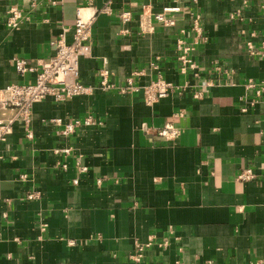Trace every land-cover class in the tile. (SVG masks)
I'll return each instance as SVG.
<instances>
[{
	"label": "crops",
	"instance_id": "0c3cea01",
	"mask_svg": "<svg viewBox=\"0 0 264 264\" xmlns=\"http://www.w3.org/2000/svg\"><path fill=\"white\" fill-rule=\"evenodd\" d=\"M14 4L29 18L13 30ZM167 6L179 8L172 24L156 18ZM78 12L93 17L79 69L95 88L35 102L32 135L17 121L1 143L0 264L264 260V0H0V86L33 82L15 57L48 59L62 33L71 43ZM179 39L194 45L198 76L181 73ZM102 68L116 86L133 74L189 86L148 103L142 90H103ZM168 123L178 137L152 129ZM246 168L254 177L240 179Z\"/></svg>",
	"mask_w": 264,
	"mask_h": 264
},
{
	"label": "built area",
	"instance_id": "2783aa9c",
	"mask_svg": "<svg viewBox=\"0 0 264 264\" xmlns=\"http://www.w3.org/2000/svg\"><path fill=\"white\" fill-rule=\"evenodd\" d=\"M44 1L29 0L32 8L39 6ZM178 10V7L167 6L164 8L163 13L157 14L156 18L161 22L172 24L174 21L168 14ZM129 14V12L123 13L122 20H128L130 18ZM7 15V27L13 30L20 27L29 18L27 12L18 4L12 5ZM92 23L93 17L86 18L79 13L73 25L74 38L71 43L67 42L65 33H62L53 41L56 52L48 59H39L32 64L25 58L15 57V67L20 74L25 75L37 71V76L33 82H16L0 86V148L1 143L6 141L13 132L14 124L17 121L26 126L29 136L32 135L30 123L35 102L49 98L56 101H65L73 96L90 94L93 91L94 86L85 85L80 81L79 69L81 58L92 55ZM194 29L198 32L201 30L197 21L194 24ZM177 46L182 51L178 57L181 73L186 75L194 73L195 76H198L199 66L192 57L195 50L194 45L179 39ZM247 46L250 53L255 55L263 51L255 49L251 41L247 43ZM109 74L110 70L107 68L100 70L99 86L103 90L109 91L117 88L122 93L142 90L144 100L148 103L156 102L174 91L182 93L189 86L188 81L180 85L162 76H158L144 85L135 84L134 74L127 78L124 85L116 86L109 80ZM250 85L254 86L255 84L251 83ZM257 93L264 96V84L257 88ZM198 96L199 93H196L195 97ZM251 102L256 103L255 100H251ZM94 121L92 114L82 119H74L64 124L63 132L66 134L73 133L78 126L90 125ZM57 122L60 123V120H57ZM152 129L167 138L178 137L181 133V129L172 123L166 124L164 128L153 127ZM238 177L240 179H251L254 177V172L250 168H246L241 171ZM34 196L30 195L29 197ZM255 264H264V260L256 261Z\"/></svg>",
	"mask_w": 264,
	"mask_h": 264
}]
</instances>
